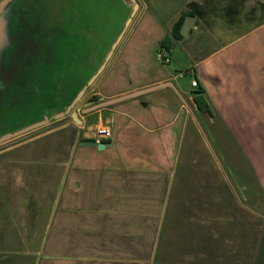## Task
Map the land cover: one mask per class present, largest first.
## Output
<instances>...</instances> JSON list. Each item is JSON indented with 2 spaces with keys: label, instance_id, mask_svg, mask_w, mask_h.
<instances>
[{
  "label": "rangeland",
  "instance_id": "1",
  "mask_svg": "<svg viewBox=\"0 0 264 264\" xmlns=\"http://www.w3.org/2000/svg\"><path fill=\"white\" fill-rule=\"evenodd\" d=\"M115 1L120 6L117 7V18L121 20L129 11V7L122 0H88L89 6L85 14L89 15L88 19H94L99 15V10ZM209 1L211 6L218 8L220 0ZM226 1L228 0H222L219 8H223ZM135 2L137 8L106 66L74 104L78 118L84 119L88 124L96 121L94 112L99 110L98 108L87 112L84 109L98 101L91 97L94 90L101 88L107 93L132 88L163 70L168 71L171 76L178 73L173 68V53L170 63L163 62L158 57L157 41L163 35L169 34V22L172 24L181 11L188 9L190 2L193 3V9L198 4L187 0H153L154 9L149 5L138 19L144 10L143 1ZM70 5L71 0H34L31 11L24 14L14 53L16 52L19 60L22 54L37 56L32 57L33 66L27 69L31 74L24 78L20 86L18 103L4 104L0 109V133L62 110L67 99L82 85L92 66H95L97 50L91 53L87 50L93 43L92 39L90 42L85 38L83 49L75 46L72 37L66 41L67 51L61 45V35L64 33L61 30L66 33L70 30ZM110 9L112 10V6ZM186 26L184 25L183 30ZM104 27L110 29L113 26L109 23ZM72 28L74 29L73 25ZM240 30L238 27L229 28L221 37H231ZM97 33L99 34L98 30ZM137 40L141 41L139 47L142 50L139 53L147 54L145 67L136 62L130 68L127 53L131 44ZM45 49L47 58L43 61ZM172 51L175 54L178 52L176 49ZM115 56L117 61L113 62ZM190 77L187 72L181 73L177 81L187 86ZM102 82L104 88L101 87ZM179 98V122L185 116H197L198 125L194 127L188 121L186 125H178L176 122L169 126L179 136L178 155L174 154L171 158L173 162H170L169 157L167 165L163 166L169 174H166L167 185L162 189H147L142 192L143 189L139 190L137 187V176L131 178L132 197H149L146 203L132 200L129 207L132 242L139 244L138 248L143 246L142 250L145 249L141 253H132L131 263L264 264V228L261 229L263 218L252 214L255 212L264 216V195L255 188L247 163L223 129L215 125L219 129L218 135L214 136L200 117L205 114L188 109L187 105L181 103V97ZM165 101L166 96L160 90H153L116 104L123 106V109L130 103L139 107L146 104L147 111L151 114L155 112L157 105ZM169 106L175 109V99L169 102ZM134 109L135 107L125 110L128 117L125 118L126 130L122 131L127 138L121 143L124 147L114 144L111 147L97 148L94 145H78L77 140L71 144L82 133L92 137L96 128L101 125L82 129L81 125L73 123L68 113L51 118L47 123L0 144V150L10 149L7 153H0V229L10 227L0 243V264H72L73 261L60 258L61 255L69 256L68 252L63 254L60 251L67 241H71L80 250L83 240L60 237L56 225L60 213H64L65 209L75 211L86 207L74 203V199L70 198L64 203V189L70 186V193L74 195L75 192V178L69 177L70 164L93 170L104 167L153 170L150 174L154 172L150 168L156 167L153 165L157 160L153 156L155 151L138 152L134 149L139 142L133 138L141 132L140 126L135 123L138 111ZM103 115L105 116L104 110ZM152 121L155 122L147 124V127L159 125L157 120ZM158 132H162V129H158ZM31 138L34 139L22 143ZM144 153L151 156H144ZM21 157L28 158V162H23L25 159L16 160ZM150 174L143 175L150 178ZM133 175L136 174L131 173ZM208 177H211L212 182L208 181ZM201 179L206 180V187L199 183ZM214 181L221 186L220 194L219 191L214 192ZM224 184L227 186V202L231 204L225 210L228 215L234 212L232 218L225 216L221 200L215 201L225 190ZM243 185L249 186L244 190ZM209 190L211 202L208 200V205H199L200 198L207 197ZM190 201L198 205H189ZM232 202L238 207L236 211ZM200 210L209 213V218L202 220L197 214ZM239 212L243 215L241 220ZM194 216L199 218H193ZM81 260L90 264L88 259H80L79 264Z\"/></svg>",
  "mask_w": 264,
  "mask_h": 264
},
{
  "label": "crops",
  "instance_id": "2",
  "mask_svg": "<svg viewBox=\"0 0 264 264\" xmlns=\"http://www.w3.org/2000/svg\"><path fill=\"white\" fill-rule=\"evenodd\" d=\"M142 1L144 10L140 13L138 19L148 9L149 5L154 9L153 0ZM187 1L196 2L198 5L191 9V15L184 18L180 28V38L175 40L167 51L168 58L170 57L168 63H170L171 54L173 53L172 56L175 59L173 68L178 70L177 74L171 76L168 71L163 70L132 88L107 93H104L101 88L93 91L97 99L102 98L105 100L164 81H170L180 96L169 86L158 87L143 92L160 90L161 94L166 96L165 103L157 105L155 112L151 114L147 111L146 104H141L142 106L139 107L135 103H130L125 109H123V106L116 104L132 98L129 97L99 108L97 112H94L96 121L93 124H88L84 119H81L80 128L82 129H89L99 124L108 126L110 130L107 138L97 135L96 132L92 137L82 133L81 138H93L97 141L109 143L104 147H111L114 144L124 147L121 143L127 138L124 137L122 131L123 129L126 130L127 120L125 118L128 117L125 110L135 107L134 110L138 111V119L135 123L140 126L139 130L141 132L133 138V140L139 142L134 149L138 152L140 150L155 151L153 156L157 160L153 164L156 167L150 168L154 169L151 174L150 172L153 170L148 171L147 169L128 170L102 167L93 170L88 167L70 164L69 173L71 175L69 174V177L75 178V192L72 195L70 193L71 187L65 188L66 200H64V203H67V198H70L74 199V203L89 206V208L85 207L82 210L75 211L65 209L64 213H60L56 224L59 236L65 239L70 237V240L71 238L83 240L80 250L72 245L71 241L65 242V247L60 252L63 254L68 252L70 257L59 255L62 260L73 261L72 264H79L80 259H88L90 264H132L131 254L145 251V249L142 250L143 246L140 249L138 248L139 244L132 242V218L129 207L132 200L138 203H146L149 197L143 195L132 197L131 178L137 176L139 182L137 187L139 190L143 189L142 192L147 189H162L165 184L167 185L166 174H169V172L163 166L167 165L169 157L170 162H173L171 158L175 156L174 154L178 155L179 141L177 131L173 132L169 126L176 122L178 125H186L188 121H191L194 127L198 125L197 116H191L190 118L185 116L181 122H179L178 116L179 105L177 101L180 100L179 97H181V103L187 105L188 109L199 112L192 101L190 93V90L193 89L190 81L193 79L202 86L203 97L210 111V115L202 113L205 116H199L214 136L218 135L219 128H222L229 136L235 149L247 163L255 188L264 195V0H228L223 8H219L222 0H220L218 8L211 6L208 3L209 0ZM170 24L171 22H169V28ZM184 25H187L185 30H183ZM236 27L241 30L231 35V37H221V34L229 28ZM166 35L168 34L163 35L158 40ZM140 45L141 41L137 40L129 48L127 58L130 68L136 65V62H139L142 67L145 65L147 54L139 53L142 50L139 47ZM173 49L178 51L177 54L172 51ZM116 57L113 58V62L117 61ZM186 72L191 76L187 86L177 81L180 74ZM103 84L104 82H102L101 87L104 88ZM173 99H175L176 105L174 110L173 106H169V102ZM182 104H180L181 107ZM152 120H157L159 125L147 127V124L155 122ZM162 120H164L163 123H160ZM215 125L219 128L216 129ZM158 129H162V132L159 133ZM80 137L77 138L76 136L71 144H74L75 140L78 142ZM32 139L34 138L25 140L22 143ZM8 150L10 149H2L0 153H7ZM148 155L149 153H144V156ZM24 159L26 161L23 162H28L26 157L16 160ZM131 173L136 175L131 176ZM143 174H150V178ZM173 177L174 172L172 170L171 178L173 179ZM210 180L211 177H208V181L212 182ZM199 183L202 184V187H206V180L201 179ZM243 183L242 181L241 184ZM248 186L243 185L242 189L245 190ZM220 187L218 182L214 181V192L219 191ZM226 187L224 184L225 190L221 195L222 198L217 197L215 201L220 199V204L224 205L223 212L225 216L232 218L234 212L228 215L225 210L227 205H231L227 202ZM208 194L207 197L200 198L199 205H208V200L211 202V190ZM191 204L198 205L193 201L189 202V205ZM232 205L234 211H236L238 207L234 202H232ZM239 213L241 220L243 215L241 212ZM197 214L200 215L202 220L209 218V213H205V211L200 210ZM252 214L263 218V224L261 225V229H263L264 216L255 212ZM193 218L199 217L194 216ZM9 229L10 227L2 228L3 235ZM78 253L86 255L80 256ZM85 263L87 261L81 260L80 262V264ZM133 264L137 263L133 262Z\"/></svg>",
  "mask_w": 264,
  "mask_h": 264
},
{
  "label": "trees",
  "instance_id": "3",
  "mask_svg": "<svg viewBox=\"0 0 264 264\" xmlns=\"http://www.w3.org/2000/svg\"><path fill=\"white\" fill-rule=\"evenodd\" d=\"M119 2L121 5L122 4L121 1ZM115 3L116 1L112 3V5H109L108 7L104 8L103 10H99V15L95 17L94 19L91 17H89L88 19L89 15L86 16L85 14L89 6L88 0H71V5H70L71 23H69V26H68L70 27V30L67 33L65 30H61L64 32L61 35L62 36L61 45L63 49L67 51L66 41L70 37H72L73 38L72 42H75V46L78 49L84 48L83 46H85V38H88L90 42L92 39L93 43L89 45L90 47H88L87 50H89L90 53L92 51L97 50V58H96L97 62L95 63V66L94 65L92 66V69L89 75L84 79L82 85L84 84L86 79L90 76V74L96 69L98 64L101 62L103 56L108 50L114 37L117 35L119 30L121 29L123 22L128 14L127 13L124 17L120 18L121 20H118L117 18L118 8L117 7H120V6L119 5L117 6ZM190 3L191 5L190 4L187 5L188 9L181 11L176 17V19L172 22L170 26L169 34L164 36L160 40H158L157 49L164 48L166 49V51H168V49H170V47L172 46L173 42L180 38V28H181L184 18L192 14L191 9H192L193 3L192 2ZM111 6H112V10L110 9ZM109 23H112L113 27L110 29H105L104 26L108 25ZM72 25L74 26L75 31L72 28ZM81 30H82V33H81ZM97 30L99 34L97 33ZM105 30H107V32H104ZM70 49L71 48L69 46V50ZM195 82L196 83L193 86V89L190 90L192 101L195 104L197 111L210 115L209 107L203 97V88L201 85L198 84L197 81ZM81 86H79L75 90V92H73L71 97L67 99L65 105H67L70 102L71 98L74 96V94L77 92V90ZM91 97L94 100L97 99L96 95H92ZM81 139H92V138H81L80 137V140ZM3 234H4V231L0 229V243H2V237L4 236Z\"/></svg>",
  "mask_w": 264,
  "mask_h": 264
},
{
  "label": "water",
  "instance_id": "4",
  "mask_svg": "<svg viewBox=\"0 0 264 264\" xmlns=\"http://www.w3.org/2000/svg\"><path fill=\"white\" fill-rule=\"evenodd\" d=\"M122 1L124 2L126 6L129 7V11L123 22L122 28L120 29V31L117 33V35L111 42L101 62L98 64L96 69L90 74V76L86 79L84 84L77 90V92L71 98L70 102L66 105V107L63 110L56 111L54 114L50 115L49 117L45 115L40 120H37L31 123L19 126L17 128H14L12 130L4 131L0 133V144L3 142L9 141L13 138H16L20 135H23L24 133H27L47 123L51 118H57V116L63 115L65 113L69 114V117L71 118L73 123L78 124V125L82 124V120L78 118L77 116V112L74 108V104L80 99L85 89L95 81V79L98 77V75L102 72V70L106 66L107 61L111 57L113 50L116 48L120 39L122 38L124 30L130 23L131 18L137 8V3L135 2V0H122ZM21 16L22 14L20 13V10H19L18 0H0V57L4 49L9 45L8 43H9L10 35L12 34L11 33L12 31L10 29L12 22L16 20L17 18H19V20L23 19L24 17L21 18ZM21 60H18V61L21 62ZM163 86L171 87L175 91V93L180 96V94L177 92L176 88L172 85L170 81H164L162 83L155 84L153 86L143 88V89H138V90H135V91H132V92L120 95V96L113 97V98H109L105 100H103L102 98H98L97 102L86 106V108L84 109L88 112L94 109L102 108L113 102H117L119 100L129 98V97L137 96L146 90L163 87ZM84 109L82 111H84ZM77 143L80 145H94L97 148H103L104 145H109V143L97 141L93 138L92 139H81Z\"/></svg>",
  "mask_w": 264,
  "mask_h": 264
},
{
  "label": "flooded vegetation",
  "instance_id": "5",
  "mask_svg": "<svg viewBox=\"0 0 264 264\" xmlns=\"http://www.w3.org/2000/svg\"><path fill=\"white\" fill-rule=\"evenodd\" d=\"M34 0H18L19 10L22 14L21 18L24 14L31 11ZM32 2V3H31ZM23 25V19L17 18L14 20L10 26L11 35L9 39V45L4 49L2 55L0 57V109L4 104H17L18 95L20 86L28 75L31 74V71L28 72L27 69L34 62L32 57L36 58L37 55L30 56L28 54H22V60L19 62L16 57V49L18 45V36L20 33V27ZM122 28V27H121ZM120 31V30H119ZM115 38V37H114ZM50 42V41H49ZM49 44V43H48ZM46 44V46L48 45ZM47 58L46 49L45 56L43 61ZM39 61V60H37ZM25 76V77H24ZM66 107V105L62 108V110ZM60 111V110H59ZM49 117L50 115L47 114Z\"/></svg>",
  "mask_w": 264,
  "mask_h": 264
},
{
  "label": "built area",
  "instance_id": "6",
  "mask_svg": "<svg viewBox=\"0 0 264 264\" xmlns=\"http://www.w3.org/2000/svg\"><path fill=\"white\" fill-rule=\"evenodd\" d=\"M157 55L163 62H168L169 61L166 49L158 48L157 49ZM195 83L196 82H195L194 79L190 81V85L191 86H194ZM109 132H110V130H109L108 126L101 125L100 127L96 128V134L101 136V137H103V138H107L109 136Z\"/></svg>",
  "mask_w": 264,
  "mask_h": 264
}]
</instances>
